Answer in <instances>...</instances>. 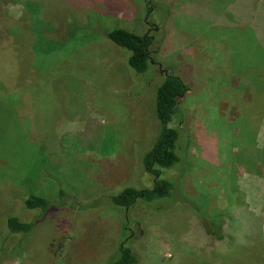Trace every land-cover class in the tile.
<instances>
[{
	"label": "rangeland",
	"instance_id": "obj_1",
	"mask_svg": "<svg viewBox=\"0 0 264 264\" xmlns=\"http://www.w3.org/2000/svg\"><path fill=\"white\" fill-rule=\"evenodd\" d=\"M26 1L0 0V233L12 215L36 227L0 264H106L122 241L138 264H264L260 59L242 73L244 58L232 59L234 71L227 59L178 56L174 15L154 0L149 12L144 0H41L28 4L34 15ZM47 15L65 22L51 25ZM104 27L153 30L149 70L134 72L131 52ZM168 71L190 85L169 123L183 116V178L165 210L142 202L124 210L109 204L112 193L153 185L143 157L162 129L156 89ZM42 159L64 194L56 179L32 172ZM30 193L54 208H26ZM194 206L216 220L215 233L224 223L225 239L206 235Z\"/></svg>",
	"mask_w": 264,
	"mask_h": 264
},
{
	"label": "trees",
	"instance_id": "obj_2",
	"mask_svg": "<svg viewBox=\"0 0 264 264\" xmlns=\"http://www.w3.org/2000/svg\"><path fill=\"white\" fill-rule=\"evenodd\" d=\"M40 1L41 0L26 1L25 10L29 12L30 15H34L36 10L31 12L28 9V4L40 3ZM144 1L147 4L149 12L151 10L152 0ZM263 6L261 9H256V18H264ZM88 17L86 18L87 20ZM57 19L58 17H54L53 15L47 17L51 25L54 23L64 24V20ZM146 23L148 24V20ZM22 30L26 33L28 31V25H25ZM153 30L156 31L155 29ZM101 31L104 36L108 37L115 44L131 52L128 57V64L134 72L142 74L147 72L150 66H152V46L155 41V36L152 34L151 30L142 35L125 27H115L110 28V30L104 27ZM56 34L60 35L61 41H68L67 38L70 37V32H68L67 28L60 29V32ZM189 90L190 85L176 73L168 71L165 77H163L156 89V114L161 122L162 129L154 145L143 157L144 171L153 177V185L151 187L142 188L126 187L118 193H116V191L108 197L109 204L111 203L113 206H118L125 210L142 202L150 208L161 211L165 210L162 203L166 200L173 199L178 188L177 186L180 184L181 178H183L179 170L180 165H176L181 163L180 161L188 149V143L187 138L181 134L182 130L185 131L182 125L183 116L181 115L182 117H180V120L177 119L173 126H169V123L178 113L181 114L182 103ZM44 160L45 159H42L38 162V166L37 164L35 166L33 165L32 172H36L37 175L39 174L47 178V180H50L52 183H54L53 181L56 179L55 184L60 189L61 194H64L59 176L54 177L51 175V171L45 167L47 162ZM183 196L186 198H183L185 201H190L188 196ZM25 206L28 209L39 210L42 215L54 208L50 199L33 193H30L25 199ZM194 208L200 214L201 225L206 235L216 240L225 239L228 233L223 230L224 223H220L222 231L217 234V232H214V228H216L215 225L217 224L216 220L200 213L199 207L194 206ZM207 219L210 221H207ZM35 227L36 222L34 221H22L14 215L7 217L0 233V257H3L4 254L10 253L17 248L18 245L16 241L23 240L25 235L31 233ZM117 251L119 256L116 260L109 261L106 264L139 263L138 254L127 247L124 241L117 247Z\"/></svg>",
	"mask_w": 264,
	"mask_h": 264
},
{
	"label": "crops",
	"instance_id": "obj_3",
	"mask_svg": "<svg viewBox=\"0 0 264 264\" xmlns=\"http://www.w3.org/2000/svg\"><path fill=\"white\" fill-rule=\"evenodd\" d=\"M154 2L156 8L165 4L168 11L174 15V31L169 30L168 33L174 35L176 42L174 47L177 48L175 51H182L178 56L227 59L224 65L233 68L234 71L238 67L236 63L232 64V59L244 58L246 64L239 70L242 73L247 70L248 65L254 66L255 58L260 59L258 62L264 66V18H256V9L262 8L264 0H154ZM144 23L148 26L146 22ZM153 29L159 30L157 24L153 25ZM191 42H197V47L187 46L186 43ZM255 138L257 139V135L254 134L253 139ZM262 138L264 139V135L259 133L258 139Z\"/></svg>",
	"mask_w": 264,
	"mask_h": 264
},
{
	"label": "water",
	"instance_id": "obj_4",
	"mask_svg": "<svg viewBox=\"0 0 264 264\" xmlns=\"http://www.w3.org/2000/svg\"><path fill=\"white\" fill-rule=\"evenodd\" d=\"M161 66H162V65L160 64L159 67L161 68Z\"/></svg>",
	"mask_w": 264,
	"mask_h": 264
}]
</instances>
